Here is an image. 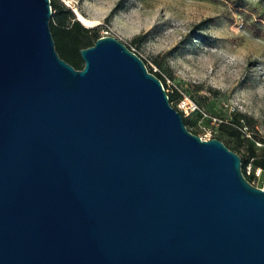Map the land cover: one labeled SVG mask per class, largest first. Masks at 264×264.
Wrapping results in <instances>:
<instances>
[{"label": "water", "instance_id": "water-1", "mask_svg": "<svg viewBox=\"0 0 264 264\" xmlns=\"http://www.w3.org/2000/svg\"><path fill=\"white\" fill-rule=\"evenodd\" d=\"M51 15L0 0V264H264V187L240 156L190 133L114 37L74 69Z\"/></svg>", "mask_w": 264, "mask_h": 264}, {"label": "rangeland", "instance_id": "rangeland-1", "mask_svg": "<svg viewBox=\"0 0 264 264\" xmlns=\"http://www.w3.org/2000/svg\"><path fill=\"white\" fill-rule=\"evenodd\" d=\"M53 1L76 13L84 27L107 32L157 70L166 92L182 96L170 105L187 129L227 142L218 126L233 124L240 115L250 140L264 149V0H245L240 7L234 0ZM137 36L142 39L133 45ZM182 101L198 109L180 111ZM250 175L253 186L264 187V172Z\"/></svg>", "mask_w": 264, "mask_h": 264}, {"label": "trees", "instance_id": "trees-1", "mask_svg": "<svg viewBox=\"0 0 264 264\" xmlns=\"http://www.w3.org/2000/svg\"><path fill=\"white\" fill-rule=\"evenodd\" d=\"M50 1L52 15L49 21V28L56 52L62 60L70 64L74 69L81 70L83 68V61L81 60L79 51L92 46L101 35L98 29L84 27L83 24L76 19L75 14L62 3L58 1L54 2L53 0ZM244 1L245 0H234L233 3L235 7H240V4ZM141 39L142 36L134 37L131 43L136 45ZM156 65L159 64L156 63ZM147 70L156 76L166 89V84L161 74L153 71L149 67H147ZM167 95L169 103L178 102L182 99V96L176 90H173L171 93L168 92ZM172 108L177 111L175 107ZM243 119H245V117L238 115L234 119L233 124L220 123L218 130L228 138V141H232V145H230L228 141H223V143L229 150L240 156L243 174L251 183L254 176L246 174V167L251 165L254 170L260 169L261 172H264V149L259 151L255 146L257 142L246 138L239 130V128L243 127L241 124ZM183 122L186 126L184 119ZM187 130L196 136L198 135L196 132L189 129Z\"/></svg>", "mask_w": 264, "mask_h": 264}, {"label": "built area", "instance_id": "built-area-1", "mask_svg": "<svg viewBox=\"0 0 264 264\" xmlns=\"http://www.w3.org/2000/svg\"><path fill=\"white\" fill-rule=\"evenodd\" d=\"M106 36H108V34H107V32H105L104 33V35H101V37H106ZM157 71V70H156ZM155 71V72H156ZM187 108L189 111H191V112H193V111H195V110H197L198 108H197V106H195V105H188V104H186V102H184V101H182V102H180L179 104H178V108H179V110L180 111H182L184 108ZM239 130L242 132V134H244L247 138H249L250 139V134L248 133V132H246L247 131V128L246 127H241V128H239ZM202 139H204V140H208V139H206V138H203V137H201ZM251 172L252 173H255L256 175H258V174H260L261 173V170L260 169H253V170H251V165H248L247 167H246V174L247 175H250L251 174Z\"/></svg>", "mask_w": 264, "mask_h": 264}, {"label": "bare ground", "instance_id": "bare-ground-1", "mask_svg": "<svg viewBox=\"0 0 264 264\" xmlns=\"http://www.w3.org/2000/svg\"><path fill=\"white\" fill-rule=\"evenodd\" d=\"M88 23H89V24H94V22H92V21H88Z\"/></svg>", "mask_w": 264, "mask_h": 264}]
</instances>
